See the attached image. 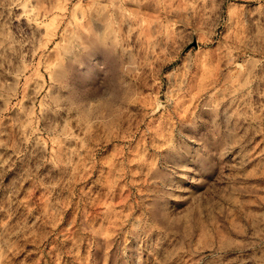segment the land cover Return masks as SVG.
<instances>
[{
	"label": "rangeland",
	"instance_id": "obj_1",
	"mask_svg": "<svg viewBox=\"0 0 264 264\" xmlns=\"http://www.w3.org/2000/svg\"><path fill=\"white\" fill-rule=\"evenodd\" d=\"M0 264H264V0H0Z\"/></svg>",
	"mask_w": 264,
	"mask_h": 264
}]
</instances>
